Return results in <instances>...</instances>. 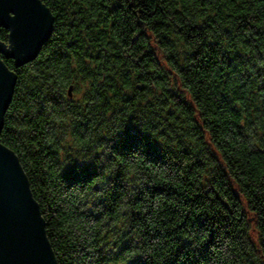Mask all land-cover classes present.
Instances as JSON below:
<instances>
[{"label":"trees","instance_id":"1","mask_svg":"<svg viewBox=\"0 0 264 264\" xmlns=\"http://www.w3.org/2000/svg\"><path fill=\"white\" fill-rule=\"evenodd\" d=\"M42 1L0 141L57 264H264V0Z\"/></svg>","mask_w":264,"mask_h":264},{"label":"water","instance_id":"2","mask_svg":"<svg viewBox=\"0 0 264 264\" xmlns=\"http://www.w3.org/2000/svg\"><path fill=\"white\" fill-rule=\"evenodd\" d=\"M53 15L42 0H0V134L14 93L16 74L4 63L34 59L53 31ZM71 93V92H70ZM0 264H57L46 224L16 153L0 141Z\"/></svg>","mask_w":264,"mask_h":264}]
</instances>
